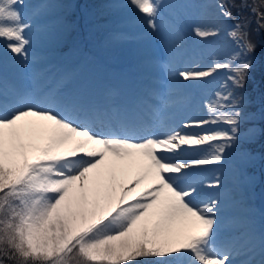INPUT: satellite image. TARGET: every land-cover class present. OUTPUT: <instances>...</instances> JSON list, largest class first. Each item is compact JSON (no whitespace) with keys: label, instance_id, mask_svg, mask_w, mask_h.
I'll list each match as a JSON object with an SVG mask.
<instances>
[{"label":"snow or ice","instance_id":"6c2138e0","mask_svg":"<svg viewBox=\"0 0 264 264\" xmlns=\"http://www.w3.org/2000/svg\"><path fill=\"white\" fill-rule=\"evenodd\" d=\"M130 2L148 17L150 29L161 31L159 0ZM23 4L0 0V40L11 53L27 59L33 24L17 7ZM232 6L219 5L229 19ZM40 10L37 6L36 15ZM251 10L256 13L255 7ZM258 17L264 20V13ZM243 27L236 24L229 36L252 57L256 45L247 32H238ZM195 34L203 38L215 32L196 27ZM253 62L244 59L234 67L225 62L207 71L183 70L179 76L199 80L228 68L232 88L242 89ZM10 95L32 103L0 115V264L5 258L14 264H164L174 255L189 256L190 264H231L230 250L215 243L220 200L194 203L198 187H183L187 180L180 177L190 168L220 164L237 145L241 112L232 90L216 93L222 103L211 118L194 122L223 124L227 130L143 136V102L132 109L78 95L40 100L28 92L9 93L7 81L0 79V112L7 111ZM205 145L210 154L199 159L171 158L182 146ZM133 166L139 169L134 178L118 179V173ZM147 180L151 182L145 184ZM221 185L216 178L207 186ZM255 241L249 231L247 251L255 248ZM259 242L264 252V237Z\"/></svg>","mask_w":264,"mask_h":264},{"label":"rangeland","instance_id":"374dc122","mask_svg":"<svg viewBox=\"0 0 264 264\" xmlns=\"http://www.w3.org/2000/svg\"><path fill=\"white\" fill-rule=\"evenodd\" d=\"M79 1L80 0H24L23 6L17 5V7H19L20 10L26 14V19L32 17L31 22L33 24V29L30 33L31 45L27 49V52L33 54H35V52H41L42 54L39 55V57L47 58L48 60H50V62H52L48 69H51L49 72L46 69L44 72L40 71L36 74H33V77H29L30 80H43L48 78V76L52 78V72V74L54 73L55 75V82L57 81L60 84H65V87L69 88L71 86V83L74 81L73 76L76 74V72L82 75L83 62L93 63L95 71L90 74V76H96L100 73H104V65L107 66L112 64L124 66L133 65L135 63H145L148 60L153 59L157 60L158 58H160L159 55L161 56L160 52H162L164 55L165 53L163 52V50H166L168 52L172 47L175 48L176 45H179L181 36L188 37L196 35L195 29H193L192 26L196 22L199 14L201 12L207 11L209 8H217L216 14H214L212 20L215 22L217 26L216 28H218V30H216V33L213 35L214 37L210 36L208 39L202 40V47L205 50L204 52L209 54L210 59H212V61H215V63L213 62L211 66L214 67L216 63H218V61L222 58L223 60H228L225 58L231 59V65L233 67L239 64L244 59L252 58L254 62L248 74V78H255L252 70L253 67L257 64L258 57H256L255 53L252 57L244 55L243 50L237 47L236 41L233 38H230L229 32L236 24H240V20H237V22H233V20L227 18L222 14L219 5L225 4L223 0H167L169 1V3L172 2V4L176 6L177 10L180 13L178 18L179 20H181V22H187L191 19L192 20L188 25L190 28H178V30H175V24L174 22H172L174 24V26H172V32L174 33L165 38H160L159 36H157L159 37L158 41H155V39H151L150 41H148V38L154 36L155 32L141 33L140 31H138L140 32L138 33L136 32V30H128V25L131 24V21L137 18L138 15L142 14L130 2V0H100L105 6V10L103 12L105 15L101 19H96V12L94 11L95 8L82 9ZM37 6H41V10L38 15H36ZM253 7L254 6L252 4H249L244 9H247L249 13H252L253 11L251 9ZM77 11H79L81 14L77 15ZM158 24L161 25V31H167L168 24H165L164 21L163 23H160L159 21ZM223 28L227 29L228 32L226 34L219 33ZM248 28L251 31L253 29L255 30V32H252V34L250 35L255 37V40H257L258 42L256 43L261 48L262 54L260 61L264 63V31L260 27H257L255 29L253 21H251L250 26L248 25ZM88 29L93 31L94 36L87 35L84 45H69V43L75 37H77V35H80L83 32L87 33L86 30ZM122 31L124 33L126 31V33L124 34ZM238 32H241V29L238 30ZM157 34H160V32ZM200 38H197V41ZM166 40L168 43L166 42ZM161 42H163V46H161ZM189 43H191V41H189ZM3 44L6 45L7 42L0 40V78L8 79L9 81H7V87L11 88L12 86H14L15 80L10 79L9 77H11V74H15V70L12 66L6 65L5 61L6 58H11L14 54L11 53L10 49L8 48H1V45ZM192 45L195 44L193 43ZM225 46H233L231 50H228L229 52H231L229 56L224 50ZM151 47L156 48V50L153 51ZM133 49H137L138 54L127 56V61L121 62L122 59L119 57L121 51H131ZM145 51L148 52V56L141 58ZM234 52H238V55H233ZM234 57H239V59H235ZM165 59L167 58L165 57ZM73 61H79L80 63L66 69L68 65H70V63ZM225 70V68L218 69L219 72H224ZM232 75V73L226 74L227 78H230ZM88 83L85 82L87 86ZM257 88V95L260 97V100L258 101L259 105L257 113L247 114L248 112H245V107L249 106L250 102L246 98V96L249 94L246 85L242 89L232 88L230 81L224 87V89H226L225 92L229 90H235L233 92L236 100L240 102L239 108L237 110L241 112V117L243 116L248 120H253V123L248 125L246 129L241 130V128L239 127V139L251 140L255 139L257 136L260 137L263 134L262 127H264V88ZM249 150L250 148L246 145L241 146L240 141L238 140L235 147H230L226 151L230 153V155L239 154V157H244V159L246 160L245 165L241 168L243 177L246 179H254V181L250 183L252 197L248 207H238L236 208L235 212L232 211L227 217L221 218L218 216L217 225L215 228V243L218 246L229 249L230 251H232L233 248L235 249L236 247L248 248V233L250 231L256 237V246L252 251L260 255V257H263L264 252H262L259 242L260 235L257 234V221L260 220L258 215H261L262 213V211H258L259 209L257 206V197L259 195L261 184L264 183V173L260 180L255 174H247V172L250 173L249 166L253 165L254 163L263 161L264 165V158H262L259 152L251 153L252 151ZM244 167L246 168L245 171L243 169ZM138 171L139 169L136 166H133L129 168L125 173H118V179L127 182V180L134 178L138 174ZM145 184H147L146 181ZM143 186L144 185H142V187ZM262 215L264 216V212L262 213ZM231 231H236V233L230 234L229 232ZM246 251L247 249L244 253H246ZM252 251L247 252L252 253ZM238 257H241V254H236L234 258L230 257L231 264L233 263L232 259H236ZM173 259L175 264H190L191 258L189 256L176 255ZM165 260H167V258H165Z\"/></svg>","mask_w":264,"mask_h":264},{"label":"bare ground","instance_id":"6f19581e","mask_svg":"<svg viewBox=\"0 0 264 264\" xmlns=\"http://www.w3.org/2000/svg\"><path fill=\"white\" fill-rule=\"evenodd\" d=\"M159 3L160 14L157 19V23H159V21L160 23H163L164 21L165 24H168V28L166 32H155L154 36H151V39L157 40L159 37L170 36L172 33H174L172 32V26H174V24L175 30H178V28H190L188 25L192 19L188 20L187 22H181V20L178 18L180 13L176 6L172 4V2L169 3L167 0H159ZM216 9L209 8L207 11L201 12L196 19V22L192 26L193 29L196 27H201L214 30L216 33L218 28H216L217 26L212 20V17L214 14H216ZM147 20L148 17L144 18V23L142 24L128 25V30H137L141 33H154V31L149 28ZM172 22H174V24ZM225 29L226 28L221 29V32L219 33L226 34L228 31ZM159 32L160 34H157ZM210 36L203 38H200L197 35L188 37L181 36L179 45H176L175 48L172 47L168 52L164 51V56L168 59V63H161L160 61L153 59L148 60L145 63H135L133 65L118 66L110 64L107 66L104 65V73H100L96 76H90V74L95 71L93 63L83 62L82 82L94 83L96 81V83H94L95 85L104 83L106 87L114 89L116 84L113 74L114 72L118 74L119 79L124 86V94L125 96L131 98L133 106L136 108L141 102H143L145 105V116L151 118L149 127L152 131L156 125H159L162 128V131L165 133L178 132L181 134H204L205 132L210 133V131L213 129H225L226 125L223 124H206L202 126H196L194 122H191L192 124L188 126L187 122H185L186 120L204 121L210 119L212 116V110L216 108L217 104L222 103V101H220L216 96V93H224L226 91V89H224L225 85L230 82V78H227L226 76L227 73H231L229 69H226L224 72H219L217 70L209 77L192 81H184L179 76V72L183 70L207 71L213 67H210V59H208V54L204 52L205 50L202 47V40L208 39ZM197 38L200 39L197 41ZM189 41H191V43H189ZM193 43L195 45H192ZM1 48H7V46L3 44L1 45ZM232 48L233 46L224 47V50L228 56L231 54V52L228 50H231ZM41 54V52H35V54L28 53L27 59L19 57L16 54H14L11 58H6L5 64L12 66L16 71H14V75L11 74L12 78H9L15 80L14 82L21 84V86L36 85L38 94L47 93V95H54L58 90L64 89L62 92L55 94V96L66 97L78 95L87 100L99 101L95 94L84 92H74L71 94L66 90L67 88L65 87V84L54 82L55 75L54 73L52 74V72V78L48 76V78L43 80H30L29 77H33V74H36L40 71L44 72L45 69L48 72L51 70L48 69L52 62H50V60L47 58L39 57ZM233 55H238V52H234ZM98 78H103L104 81H98ZM0 79L9 81L8 79L4 78ZM8 89H10L9 93L16 90L14 89V86ZM23 92H28L30 95L36 96V94L33 93V90L25 89L22 91V93ZM162 93H166V97H164ZM152 95H155V98L150 100L149 96ZM195 95L197 96V99H194ZM112 98L113 96L111 91L108 95V99L111 100ZM16 100V104H9L7 111L0 112V115H9L17 108L22 109L27 103H32V101H27L23 98ZM47 105L48 106L44 107H50L49 104ZM192 112L194 114L190 115ZM210 151L211 149H208L207 145L197 149H193L188 146H182V150L177 152L175 156H172L171 158L178 159L180 161H192L199 159L204 155L210 154ZM238 157L239 154L230 155V153L226 152L225 157L220 164L194 167L186 170L184 175L180 177L182 181L185 179L187 180V182L182 184V186L187 187L188 183L195 182L193 184L199 189V194L196 196L194 203L202 204L208 202L212 198L219 199L220 211L218 216L221 218L227 217L232 211L235 212L236 208L238 207L249 206L252 195L250 190L251 180L243 177L241 168L245 165L246 160L242 156L239 158ZM243 169L244 171L246 170L245 167ZM192 175L196 178V180H189L190 176ZM216 178L221 179V187H208L207 185ZM146 182L150 183L151 181L147 180ZM246 249L247 247H236L232 252L230 251V257L232 258L236 254H241V257L234 259L236 260L234 264H248L249 261H251L252 264H258V262L262 260L261 257L254 251H252V253L247 251L244 253Z\"/></svg>","mask_w":264,"mask_h":264},{"label":"trees","instance_id":"16d2710c","mask_svg":"<svg viewBox=\"0 0 264 264\" xmlns=\"http://www.w3.org/2000/svg\"><path fill=\"white\" fill-rule=\"evenodd\" d=\"M223 1L227 6L234 5L230 8L231 13H232L231 19L235 21L240 20L239 21L240 24L244 25L243 29H241V32H247L248 34L247 39L256 45L254 53L257 54L258 60H257V64L253 67V70H252L255 75V78L254 79L247 78L245 85L248 87L249 96L251 98L250 108L253 110H258V105H259L258 101L260 100V97L257 95L258 93L257 87L264 88V63L260 61L262 50L258 46L257 44L258 42L257 40H255V37L250 35L252 34V32H255V30L253 29L251 31L248 28V25L250 26L251 21L254 22L255 29L257 27H260V25H264V20H260L258 17V13H264V0H223ZM79 2L81 4L82 9L95 8L94 11L96 12V15H95L96 19H99V18L101 19L104 17L105 14L103 12L105 10V6L102 1L100 0H80ZM241 4H246L247 6L249 4H252L256 8V13H253V12L249 13L247 9H244L245 7H241ZM76 14L80 15L81 13L77 11ZM260 28L264 31V27H260ZM87 31L94 36L93 31H90V29H88ZM134 54L135 55L138 54L137 49H133L131 51H123V52L121 51L119 57L125 58L127 56H133ZM262 133H261L262 135L258 137L257 139L248 141L246 143L241 142L240 145L241 146L246 145L252 150H259L261 152V155L263 156L262 158H264V127L262 130ZM263 166H264L263 161H260L259 163L255 164L252 168L261 172ZM174 256L171 258H167V260L164 261V264H175L174 259H173ZM4 264H14V261L8 260L5 258ZM133 264H135V262H133ZM140 264H152V262L151 261H141Z\"/></svg>","mask_w":264,"mask_h":264},{"label":"water","instance_id":"95a60500","mask_svg":"<svg viewBox=\"0 0 264 264\" xmlns=\"http://www.w3.org/2000/svg\"><path fill=\"white\" fill-rule=\"evenodd\" d=\"M259 201H260V204L264 206V185L261 188V195H260Z\"/></svg>","mask_w":264,"mask_h":264}]
</instances>
